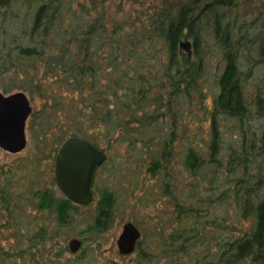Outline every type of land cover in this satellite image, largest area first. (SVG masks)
Here are the masks:
<instances>
[{"label": "rangeland", "instance_id": "obj_1", "mask_svg": "<svg viewBox=\"0 0 264 264\" xmlns=\"http://www.w3.org/2000/svg\"><path fill=\"white\" fill-rule=\"evenodd\" d=\"M89 1L12 0L0 8V92L24 93L32 106L27 148L19 154L0 148V264H252L256 249L264 252L262 242L250 238L264 210V110L258 106L264 59L246 69L235 53L227 54V38L221 47L212 42L202 78L170 99L162 95L171 106L125 93L119 101L133 107L129 113L114 102L94 114L80 98L90 69L73 65L104 48L99 28L107 16ZM202 20L214 31L213 20ZM230 64L243 76L231 82L232 95L216 101ZM46 83L62 101L44 99ZM73 101L87 108L95 127L90 136L98 137L107 161L95 178L94 202L73 204L70 221L59 223L38 215L31 200L37 190L65 198L54 178L55 154L34 165L32 140L44 137L41 126L57 107ZM250 147L243 168L241 153ZM199 206V219H178ZM128 222L140 229L142 246L122 256L117 240ZM44 223L49 228L41 233ZM73 239L80 241L75 253ZM260 260L264 264V256Z\"/></svg>", "mask_w": 264, "mask_h": 264}, {"label": "trees", "instance_id": "obj_2", "mask_svg": "<svg viewBox=\"0 0 264 264\" xmlns=\"http://www.w3.org/2000/svg\"><path fill=\"white\" fill-rule=\"evenodd\" d=\"M84 5L89 6L88 1ZM90 5L95 10L101 8L107 16V20L99 28L102 30L104 48L91 58H77L79 60L72 64L83 66L84 69L88 66L90 69L87 88H84V95L80 98L86 100L85 106L94 114L103 113L105 106L113 108L114 102L118 107L128 109L125 114L129 113L133 107L119 101L122 97L120 94L125 93L135 100L157 97L155 101L160 106H171L172 102L164 101L162 95L166 93L170 99L185 89L188 91L202 78L212 42L221 47L227 38V54L235 53L237 61L246 69L255 67L253 65L257 63V59H264V0H156L154 3L152 0H91ZM204 16L213 20L214 31H208L204 27ZM183 43L188 46H182ZM87 49L89 46L84 53L88 52ZM182 49L186 52L183 53ZM107 62L113 68L106 65ZM259 62L264 64V61ZM235 66L237 67V63ZM235 66L230 64L225 69L224 76L219 81L221 95L216 101L222 102L223 97L230 92L232 95L231 82L234 83L235 78L243 76ZM43 87L48 90L44 99L53 100L54 103L63 100L49 93L54 90L52 86H47L46 83ZM154 94L158 95L153 96ZM73 103L75 104L72 105ZM73 103L57 107L53 118L50 115L43 122L41 129L45 132L44 137L32 140L34 165L38 166L43 160H51L62 143L70 137L84 138L100 148L95 133L90 136L95 127L90 125L92 120H86L87 108L78 107V101ZM102 105L105 106L100 109ZM258 106H262L264 110L263 98ZM46 111L45 108L43 114ZM86 122L88 124H84ZM250 150L251 147L244 150V154L241 153L245 162L241 165L243 168L249 167L247 163ZM8 178L11 191L13 179ZM31 200L38 215L55 216L59 223L70 221L73 203L69 200L42 190L32 193ZM200 211L199 206L197 209L179 212L178 219L183 217L197 220ZM259 214V231L254 232L250 238L256 239L257 243L262 242L264 247V210H259ZM48 228L49 225L44 223L40 232L44 233ZM141 246L142 243L139 242L138 250ZM263 256L264 252L256 249L249 260L252 264H259ZM141 259L152 262L147 256ZM236 260H232V264H238Z\"/></svg>", "mask_w": 264, "mask_h": 264}, {"label": "water", "instance_id": "obj_3", "mask_svg": "<svg viewBox=\"0 0 264 264\" xmlns=\"http://www.w3.org/2000/svg\"><path fill=\"white\" fill-rule=\"evenodd\" d=\"M12 0H0V8ZM186 47L188 44L183 43ZM32 114L28 97L21 92L6 95L0 92V148L11 154H19L28 146L27 124ZM106 153L80 137H70L58 148L54 159L55 181L71 202L89 205L93 201V186L98 170L106 163ZM140 229L128 222L117 240L120 255L135 253L141 240ZM70 250L77 252L80 241H70Z\"/></svg>", "mask_w": 264, "mask_h": 264}, {"label": "flooded vegetation", "instance_id": "obj_4", "mask_svg": "<svg viewBox=\"0 0 264 264\" xmlns=\"http://www.w3.org/2000/svg\"><path fill=\"white\" fill-rule=\"evenodd\" d=\"M99 171V170H98ZM54 178H55V176H54ZM56 182V181H55ZM57 184V183H56ZM58 186V185H57ZM61 191V190H60ZM62 192V191H61ZM63 194V193H62ZM64 195V194H63ZM65 196V195H64ZM66 198V197H65ZM94 198H95V196H94V187H93V201L89 204V205H91L93 202H94ZM67 199V198H66ZM73 204H75V203H73ZM89 205H83L82 207H86V206H89Z\"/></svg>", "mask_w": 264, "mask_h": 264}]
</instances>
